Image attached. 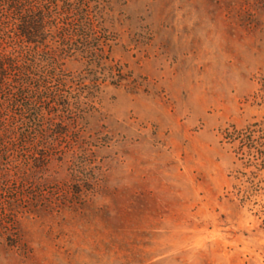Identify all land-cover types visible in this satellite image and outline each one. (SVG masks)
<instances>
[{"label":"rangeland","instance_id":"1","mask_svg":"<svg viewBox=\"0 0 264 264\" xmlns=\"http://www.w3.org/2000/svg\"><path fill=\"white\" fill-rule=\"evenodd\" d=\"M57 6L69 30L38 47L0 26V52L51 72L28 110L1 100L39 159L0 144L26 173L0 264H264V0Z\"/></svg>","mask_w":264,"mask_h":264},{"label":"trees","instance_id":"2","mask_svg":"<svg viewBox=\"0 0 264 264\" xmlns=\"http://www.w3.org/2000/svg\"><path fill=\"white\" fill-rule=\"evenodd\" d=\"M57 1L0 0V26L9 28L4 31L7 37L18 39L20 42L34 43V47H38L43 44L46 38L45 28L55 24L57 20L62 21L61 31L69 30L68 9L60 10ZM35 69L29 54L20 56L0 52V104H2V99L12 103H18L22 99L24 100L22 102L25 103L20 105L27 109V104L32 101L36 103L48 96L51 92L48 85L51 72L43 69L42 73H38ZM7 119L9 118L6 116L5 109L0 106V144L3 147L2 150H19V153L23 151L21 155L25 160L32 159L37 162L39 157L36 154L38 152L33 153L35 146L32 148L28 146L30 143L34 144V137L28 134V128L31 126L29 123L32 124V121L18 120L20 122L18 127L22 130L20 133H16L14 129L8 128ZM34 125V129L37 130L36 128L42 125L40 119H37ZM6 138H9V141H6ZM13 169H15L13 173H10L12 169L0 168V198H4V200L8 194L17 190L19 185L26 180L25 172L20 174L17 166ZM6 202L8 203V201Z\"/></svg>","mask_w":264,"mask_h":264}]
</instances>
